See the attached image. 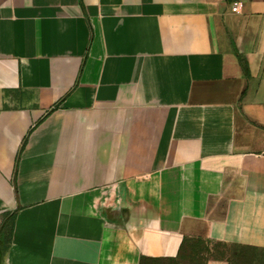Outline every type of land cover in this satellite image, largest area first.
Masks as SVG:
<instances>
[{
    "label": "crops",
    "instance_id": "obj_1",
    "mask_svg": "<svg viewBox=\"0 0 264 264\" xmlns=\"http://www.w3.org/2000/svg\"><path fill=\"white\" fill-rule=\"evenodd\" d=\"M10 214L0 264L264 252V0H0Z\"/></svg>",
    "mask_w": 264,
    "mask_h": 264
},
{
    "label": "rangeland",
    "instance_id": "obj_2",
    "mask_svg": "<svg viewBox=\"0 0 264 264\" xmlns=\"http://www.w3.org/2000/svg\"><path fill=\"white\" fill-rule=\"evenodd\" d=\"M10 221L7 220L6 225L3 228V232L0 236V248L4 244V241H7L10 234ZM196 244V243H195ZM197 247L193 245L192 252H196V248L199 249L197 254L189 255V258L183 259L184 264H202L203 259H205L210 252L209 244L197 243ZM206 251V252H205ZM229 255H232L231 264H264V252L254 251V250H239V249H227L224 250ZM234 254V256H233ZM198 255V256H197Z\"/></svg>",
    "mask_w": 264,
    "mask_h": 264
},
{
    "label": "trees",
    "instance_id": "obj_3",
    "mask_svg": "<svg viewBox=\"0 0 264 264\" xmlns=\"http://www.w3.org/2000/svg\"><path fill=\"white\" fill-rule=\"evenodd\" d=\"M14 217H15V214H10V216L7 218V219H9V221H11L12 219H14ZM11 223V222H10ZM6 225V222L3 224V226H5ZM10 229H11V224H10ZM4 228V227H3ZM11 232V231H10ZM2 233H4V232H2ZM1 232H0V236H2L1 234H2ZM6 241H4V243H5ZM196 243V242H195ZM195 243H193V245L195 246V247H197L196 245H198L197 243L195 244ZM199 249H197L196 248V252H194V253H198V252H200V251H198ZM240 250V249H239ZM241 250H245V249H241ZM206 252V251H205ZM198 256V255H197ZM233 256H234V254H233ZM180 260V259H179ZM206 260V258L205 259H203V263L202 264H204V261ZM232 263V255H231V261H230V264Z\"/></svg>",
    "mask_w": 264,
    "mask_h": 264
},
{
    "label": "built area",
    "instance_id": "obj_4",
    "mask_svg": "<svg viewBox=\"0 0 264 264\" xmlns=\"http://www.w3.org/2000/svg\"><path fill=\"white\" fill-rule=\"evenodd\" d=\"M230 9H231L232 12H238L239 5L233 4Z\"/></svg>",
    "mask_w": 264,
    "mask_h": 264
}]
</instances>
